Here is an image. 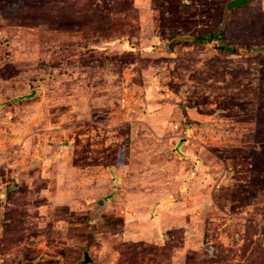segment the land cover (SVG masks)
Returning a JSON list of instances; mask_svg holds the SVG:
<instances>
[{
	"label": "rangeland",
	"instance_id": "1",
	"mask_svg": "<svg viewBox=\"0 0 264 264\" xmlns=\"http://www.w3.org/2000/svg\"><path fill=\"white\" fill-rule=\"evenodd\" d=\"M259 47L264 0H0V264H264Z\"/></svg>",
	"mask_w": 264,
	"mask_h": 264
},
{
	"label": "trees",
	"instance_id": "2",
	"mask_svg": "<svg viewBox=\"0 0 264 264\" xmlns=\"http://www.w3.org/2000/svg\"><path fill=\"white\" fill-rule=\"evenodd\" d=\"M213 39H220V33L219 32H212L207 35H196L193 37V40L196 43H205L210 42ZM222 50L230 51V52H236L237 50L229 45H226L224 43L221 44Z\"/></svg>",
	"mask_w": 264,
	"mask_h": 264
},
{
	"label": "water",
	"instance_id": "3",
	"mask_svg": "<svg viewBox=\"0 0 264 264\" xmlns=\"http://www.w3.org/2000/svg\"><path fill=\"white\" fill-rule=\"evenodd\" d=\"M262 50V49H264V47H259L257 50ZM88 261V256H87V254L85 253L84 254V262H87Z\"/></svg>",
	"mask_w": 264,
	"mask_h": 264
}]
</instances>
